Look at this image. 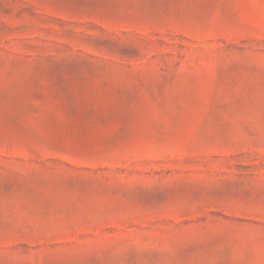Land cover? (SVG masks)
Here are the masks:
<instances>
[{
	"label": "rangeland",
	"instance_id": "obj_1",
	"mask_svg": "<svg viewBox=\"0 0 264 264\" xmlns=\"http://www.w3.org/2000/svg\"><path fill=\"white\" fill-rule=\"evenodd\" d=\"M0 264H264V0H0Z\"/></svg>",
	"mask_w": 264,
	"mask_h": 264
}]
</instances>
